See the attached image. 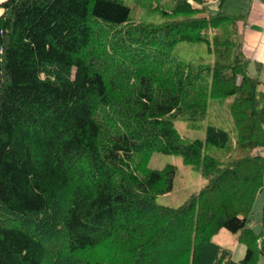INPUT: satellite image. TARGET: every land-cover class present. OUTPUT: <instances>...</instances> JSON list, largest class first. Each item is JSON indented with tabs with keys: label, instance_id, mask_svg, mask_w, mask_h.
<instances>
[{
	"label": "trees",
	"instance_id": "trees-1",
	"mask_svg": "<svg viewBox=\"0 0 264 264\" xmlns=\"http://www.w3.org/2000/svg\"><path fill=\"white\" fill-rule=\"evenodd\" d=\"M165 19L138 21L125 0L0 2V264H258L264 192V84L250 75L235 16L205 0H136ZM192 3L199 5V8ZM138 6V5H137ZM136 16H138L136 12ZM205 43L212 62L174 56ZM230 103L234 135L197 129L210 100ZM179 155L206 185L179 208L157 203ZM238 237L245 256L213 242ZM105 248L100 258L91 253Z\"/></svg>",
	"mask_w": 264,
	"mask_h": 264
},
{
	"label": "rangeland",
	"instance_id": "rangeland-1",
	"mask_svg": "<svg viewBox=\"0 0 264 264\" xmlns=\"http://www.w3.org/2000/svg\"><path fill=\"white\" fill-rule=\"evenodd\" d=\"M2 0H0L1 2ZM133 8V17L138 18V21H150L161 23L165 19L160 12L156 13L149 11V9L142 7L136 0H125ZM162 8L167 10L172 9V3L165 0L159 1ZM138 5V6H137ZM136 12L138 16H136ZM215 12V11H214ZM2 10H0V15ZM174 56L179 60L188 63L212 62L214 57L210 56L208 46L205 43H188L182 42L174 49ZM232 99L219 101L210 100L209 111L205 119L197 121L198 128L193 129L187 126V116H181L176 121V127L183 138L188 140H205L206 130L210 126L223 129L226 132L235 134L233 132V121L230 115V103ZM172 165L177 167L178 174L175 179V186L173 192L163 195L158 198L157 203L161 206L169 208H179L182 206L192 194L198 193L205 185L206 180L203 179L201 173L187 166L183 162V158L179 155H164L155 153L150 162L149 168L153 170H162L166 166ZM254 231L260 233L262 230V215L259 212L254 213L253 216ZM255 232V233H256ZM237 235L223 230L213 238V242L231 249L234 252V259L240 262L245 256V247L238 244ZM105 254V248H99L91 253V257L100 258ZM258 264H264V257H260Z\"/></svg>",
	"mask_w": 264,
	"mask_h": 264
},
{
	"label": "crops",
	"instance_id": "crops-1",
	"mask_svg": "<svg viewBox=\"0 0 264 264\" xmlns=\"http://www.w3.org/2000/svg\"><path fill=\"white\" fill-rule=\"evenodd\" d=\"M192 4L196 8L200 7ZM220 4L221 0H205V6L212 12H217ZM224 9L232 15L244 17L239 23V32L243 36L244 54L250 61L249 72L264 84V0H226ZM254 209L263 214L264 192L259 195Z\"/></svg>",
	"mask_w": 264,
	"mask_h": 264
},
{
	"label": "built area",
	"instance_id": "built-area-1",
	"mask_svg": "<svg viewBox=\"0 0 264 264\" xmlns=\"http://www.w3.org/2000/svg\"><path fill=\"white\" fill-rule=\"evenodd\" d=\"M257 1H259V0H252V2H257Z\"/></svg>",
	"mask_w": 264,
	"mask_h": 264
}]
</instances>
